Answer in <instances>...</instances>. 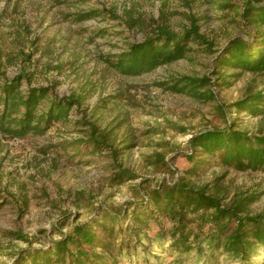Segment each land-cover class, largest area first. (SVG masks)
<instances>
[{
    "label": "rangeland",
    "instance_id": "1",
    "mask_svg": "<svg viewBox=\"0 0 264 264\" xmlns=\"http://www.w3.org/2000/svg\"><path fill=\"white\" fill-rule=\"evenodd\" d=\"M242 3L0 0V63L6 77L23 71V89L51 86L58 95H75L82 103L68 121L43 134L12 138L0 133V264H17L24 248L47 249L51 239L60 238L63 221H88L100 208H125L130 215L135 207L131 203L143 201L149 187L160 182L184 178L205 185L219 179L229 190L226 202L239 190L256 192L259 196L249 210L264 214V171H239L200 151L193 155L188 143L194 133L226 125L219 103L228 106L249 92L264 91V73L221 68L226 77L232 75L223 80L214 71L219 50L234 36H245ZM91 11L100 13L81 18ZM190 16L198 19L201 33L213 43L211 51L192 42L185 58L137 76L112 67L114 55L154 34L157 27L183 34L191 25ZM206 75L214 83L217 101L160 85ZM228 117L242 130L264 132V115L234 112ZM81 120L95 128L76 122ZM94 141L118 149L117 161L110 151H99ZM158 153L169 167L158 162ZM202 159L203 165L195 168ZM116 164L137 178L112 182ZM122 223L126 227L129 220ZM149 227L144 233L154 240L141 235L132 242L130 256L116 264H204L194 253L176 260L179 254L171 252L169 241L164 247L156 242L160 227L154 222ZM9 230L23 232L29 242L6 236ZM62 231L68 233L70 226ZM226 258L220 254L217 264H236Z\"/></svg>",
    "mask_w": 264,
    "mask_h": 264
},
{
    "label": "trees",
    "instance_id": "2",
    "mask_svg": "<svg viewBox=\"0 0 264 264\" xmlns=\"http://www.w3.org/2000/svg\"><path fill=\"white\" fill-rule=\"evenodd\" d=\"M99 13L91 11L81 18L96 17ZM241 18L245 36L231 38L214 61L219 79L232 76L220 73L221 68L227 67L264 73V0H243ZM190 21V27L181 35L157 27L154 34L114 55L109 60L112 67L123 74L137 76L185 58L192 50V42L206 45L211 51L213 43L201 33L198 19L190 16ZM25 79L27 74L23 71L9 79L0 63V133L3 135L25 138L30 133L43 134L56 123L68 121L72 110L82 104L75 95L60 96L51 86L28 85L23 89ZM213 84L208 75L184 76L160 83L169 90L186 92L208 102L218 100ZM218 105L226 125L194 133L188 142L193 155L200 151L239 171H264V132L253 134L242 130L228 117L234 112L264 115V91L249 92L228 106ZM76 122L95 128L83 120ZM93 145L99 151H110L116 161L121 154L112 145L98 141ZM158 156V162L169 167L160 153ZM203 163L202 159L195 168ZM114 169L111 177L114 183L134 180L138 176L121 164L114 165ZM144 195L143 201L131 203L135 207L130 215L125 208H100L88 221L70 224L68 220L63 221L58 227L59 239H51L47 249H21L16 263L116 264L124 256H130L132 242L141 235L154 240L144 233L154 222L160 227L156 242L164 247L169 241L171 252L179 254L178 261L183 259V254L194 253L204 264H217L220 254L227 256L224 261L236 264H264V214L249 210L259 196L256 192L239 190L226 202L229 190L219 179L211 184L197 185L182 178L171 184L151 185ZM126 220L129 223L124 227L122 222ZM164 221L170 226L166 227ZM68 225L70 231L64 233L62 227ZM6 236L25 242L30 240L21 231L9 230Z\"/></svg>",
    "mask_w": 264,
    "mask_h": 264
}]
</instances>
